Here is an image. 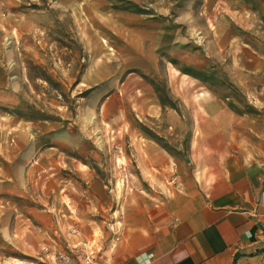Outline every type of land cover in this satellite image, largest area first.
<instances>
[{"label": "rangeland", "instance_id": "rangeland-1", "mask_svg": "<svg viewBox=\"0 0 264 264\" xmlns=\"http://www.w3.org/2000/svg\"><path fill=\"white\" fill-rule=\"evenodd\" d=\"M213 4L0 0L18 84L10 132L0 125V264H96L167 216L169 181L194 161L179 92L247 107L225 43L246 32ZM153 101L158 117L140 112Z\"/></svg>", "mask_w": 264, "mask_h": 264}, {"label": "crops", "instance_id": "crops-1", "mask_svg": "<svg viewBox=\"0 0 264 264\" xmlns=\"http://www.w3.org/2000/svg\"><path fill=\"white\" fill-rule=\"evenodd\" d=\"M212 13L218 21L227 13L246 32L225 43L247 107L233 109L209 91L179 92L193 118V167L170 179L173 196L157 227L107 249L96 264H264V0H215ZM3 49L0 39V125L9 133L18 84ZM139 109L162 112L155 101Z\"/></svg>", "mask_w": 264, "mask_h": 264}, {"label": "built area", "instance_id": "built-area-1", "mask_svg": "<svg viewBox=\"0 0 264 264\" xmlns=\"http://www.w3.org/2000/svg\"><path fill=\"white\" fill-rule=\"evenodd\" d=\"M93 256L92 255H90V254H87L86 256H85V263L86 264H95L94 262H93Z\"/></svg>", "mask_w": 264, "mask_h": 264}, {"label": "trees", "instance_id": "trees-1", "mask_svg": "<svg viewBox=\"0 0 264 264\" xmlns=\"http://www.w3.org/2000/svg\"><path fill=\"white\" fill-rule=\"evenodd\" d=\"M183 72L188 74V72H186V71H184V70H183ZM143 77H146V76H145V75H143ZM151 83H152V85H153V88L155 89V91H157V92H158V91H159L158 85H157V84H155V83H154V81H151ZM159 100H160V99H159ZM160 102H161V104L165 105V103H163V101H162V100H160ZM229 107H230V106H229ZM234 109H236V108H234Z\"/></svg>", "mask_w": 264, "mask_h": 264}]
</instances>
